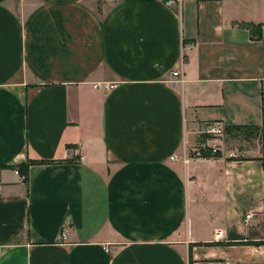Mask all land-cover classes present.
I'll list each match as a JSON object with an SVG mask.
<instances>
[{"label": "crops", "instance_id": "obj_1", "mask_svg": "<svg viewBox=\"0 0 264 264\" xmlns=\"http://www.w3.org/2000/svg\"><path fill=\"white\" fill-rule=\"evenodd\" d=\"M209 123L264 131V0H0V264H264V145Z\"/></svg>", "mask_w": 264, "mask_h": 264}, {"label": "trees", "instance_id": "obj_2", "mask_svg": "<svg viewBox=\"0 0 264 264\" xmlns=\"http://www.w3.org/2000/svg\"><path fill=\"white\" fill-rule=\"evenodd\" d=\"M243 27L250 29L252 33L257 31V37H261V25H254V24H244ZM225 135H228L230 137H233L234 139H237L241 142H248L249 144H254L256 140H259V142L264 145V131L261 127L258 126H228L225 127ZM203 142L207 140L214 139L212 136L209 135H203ZM263 150V148H262ZM222 156L221 151H216L213 153V149L207 147L205 150L202 151L201 157L202 158H211L216 157L219 158ZM264 161V160H263ZM33 164L32 161H29L26 164H22L20 166H17L18 173L24 177L25 180L28 179V172ZM250 244V245H263V241H245L241 235H236L230 232L229 236V242L226 243V245H233V244ZM211 245V244H210ZM225 245V244H223Z\"/></svg>", "mask_w": 264, "mask_h": 264}, {"label": "built area", "instance_id": "obj_3", "mask_svg": "<svg viewBox=\"0 0 264 264\" xmlns=\"http://www.w3.org/2000/svg\"><path fill=\"white\" fill-rule=\"evenodd\" d=\"M171 75L178 82L180 83L184 82L183 72L181 69L174 70ZM224 132H225V127L221 125L220 123H209L206 125L202 133L203 135L219 137V136H222ZM207 147H208L207 145L203 144L199 146V149H197L196 151L186 152L183 157L184 162L185 163L188 162L193 157H201L202 151L205 150ZM216 151H217L216 149H213V153H215ZM171 159L174 160L175 157H171ZM256 217H257V213L255 211H248L243 215L242 223L246 227H251Z\"/></svg>", "mask_w": 264, "mask_h": 264}, {"label": "rangeland", "instance_id": "obj_4", "mask_svg": "<svg viewBox=\"0 0 264 264\" xmlns=\"http://www.w3.org/2000/svg\"><path fill=\"white\" fill-rule=\"evenodd\" d=\"M180 1H182V0H180ZM172 78H174V77L172 76ZM173 81L176 82V83L179 84V85H182V84L184 83V82H183V83H180V82H178L176 79H173ZM223 135H225V132H224ZM202 136H203V135H202ZM219 137H220V136H219ZM219 137H214V139H215V138L217 139V138H219ZM233 144H235V143H233ZM236 144H237V145H234V146H238V147H239V146H242V147H243V145H244V143H242V142H241V144H240V143H236ZM245 146L248 147V144L245 145ZM212 149H216V148H212ZM216 150L218 151V149H216Z\"/></svg>", "mask_w": 264, "mask_h": 264}]
</instances>
